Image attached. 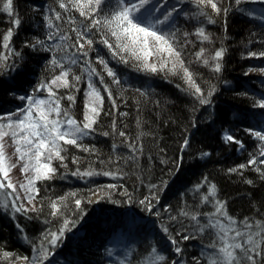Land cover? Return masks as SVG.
<instances>
[{
	"label": "trees",
	"instance_id": "obj_1",
	"mask_svg": "<svg viewBox=\"0 0 264 264\" xmlns=\"http://www.w3.org/2000/svg\"><path fill=\"white\" fill-rule=\"evenodd\" d=\"M109 2L114 4L115 0ZM153 2L160 6L153 19L161 16L165 9L171 11V6L175 5L172 19L160 27L166 34L174 33L179 44L191 41L184 48L183 59L205 94L215 89L210 97L211 103L200 104L190 92L184 90L187 85L179 76L138 71L132 61L120 63L104 45L98 43L97 36L95 51L90 52L89 57L92 66L103 75L104 84L112 92V99L107 96L99 78L91 76L104 97L103 110L94 125L96 130L78 143L94 151L86 152L73 145H63L61 155L65 156L63 165L67 167L57 160L54 178L37 184V208L41 210L26 215L17 214L15 222L0 211V247L13 253L14 257L28 256L31 260L37 256L43 234L49 229L57 231L63 218L67 217L76 221V226L65 232L63 241L54 248L45 242V247L56 253L55 264H150V250L153 247L170 261L173 254L167 247L173 246L168 234L163 231L164 227L173 236L180 231L192 237L181 244L185 264H197V258L199 264H206L200 249L214 240V232L210 228L198 231L199 226L181 213L199 212L201 224L207 222L204 214L209 212V203H203L201 197L206 194L209 184L216 186L217 198L227 202V213L238 222L244 218L264 219V180L259 173L248 169L241 176L227 171L245 163L250 155L258 156L260 147L264 146L263 142L244 131H264V108L257 106L264 100V73L259 71L264 67V58L248 56L251 51L264 50V5L254 0H244L239 6L244 11H238L233 5L226 24L220 17H214L216 24H208L204 17L198 15L199 10L193 0ZM14 9L20 13L22 20L18 34L13 37V45L20 52V57H14L19 59L15 70L0 67V114L21 106L23 102L16 99L33 91L41 81L47 82L59 73L58 68L49 65L52 53L25 47L26 41L45 39L44 15H54L52 9L65 15L58 8V0H14ZM71 15L76 17L78 24L87 23L78 13ZM8 26L7 14L0 12V33L6 31ZM200 26L212 35L213 43L201 44L192 35ZM63 27L66 30L68 25L63 24ZM184 33L189 35L185 37ZM46 43L54 45L57 41ZM221 46L227 52L220 72L196 62L194 54L200 47L209 49L205 54L207 56ZM55 55L62 59L64 54L60 52ZM98 56L108 61L120 80L119 84L113 83L112 78L102 72V66L96 62ZM82 60L80 58L77 65L72 66L73 73L82 77L76 84L79 90H57L59 95L65 97L61 100L62 107L78 119L84 109L89 80ZM3 63L0 60V65ZM8 63L10 65L11 61ZM68 95L75 96V103L66 99ZM112 100H115V107ZM224 130L233 133L244 143L242 151L237 145L227 144L221 139ZM119 131L126 133L127 141L134 144L137 151L127 146L125 138L118 135ZM104 132L110 134L104 136ZM186 137L189 147L182 148ZM113 145L117 147L113 148ZM73 160L77 162L73 163ZM77 169L81 172L90 169L98 173L108 171L116 175H72ZM205 178L208 183L197 191L196 186ZM247 179L254 183L246 184ZM109 185L116 187L109 188ZM153 185L156 187L153 188ZM163 185H168L166 192H162ZM96 192H103V196L96 204H91L89 201ZM71 193L76 195L71 196ZM153 195L156 199H152ZM60 197H68L61 205L63 216L53 217L49 215L50 201ZM76 199L82 201L79 209L75 204ZM142 200L144 204L140 203ZM154 205L157 208L151 216L149 210ZM96 211H111L112 214L100 217L94 227L86 228L89 240L84 244L83 240L72 235L77 233L82 222H89ZM18 224L23 232L17 227ZM0 264L8 262L0 259Z\"/></svg>",
	"mask_w": 264,
	"mask_h": 264
},
{
	"label": "snow or ice",
	"instance_id": "obj_2",
	"mask_svg": "<svg viewBox=\"0 0 264 264\" xmlns=\"http://www.w3.org/2000/svg\"><path fill=\"white\" fill-rule=\"evenodd\" d=\"M193 2L199 10L198 15L204 17L208 24L217 23L214 17L223 18L226 24V18L233 5L238 11H244L239 7L244 0H193ZM0 4H2L0 12L7 14L9 24L6 31L0 33V60L4 61L0 67L15 70L18 67L19 59H14V57L19 58L20 52L13 45V37L18 34L22 20L20 13L14 9V0H0ZM58 8L63 10L65 15L52 9L54 15L43 16L44 27L47 30L45 39L35 38L33 41H26L25 47L34 51L52 53L49 65L52 68H58L59 73L53 75L47 82L41 81L32 94L19 97L21 101H26V107L0 116V190H4L8 196L14 197L11 200L13 211L25 215L28 212L41 210L34 203L39 195V189L35 185L37 181L53 178L57 169L52 166V161L59 160L62 166L67 167L63 165L65 156L61 155L64 151L63 145H73L86 152L94 151V149H89L78 143L83 137L96 130L94 125L97 124L103 110L104 97L92 82L91 76L99 78V83L104 85L107 96L112 99V92L104 84L103 75L92 66V60L89 57V53L95 51L97 36L99 37L98 43L104 45L110 55L118 59L120 63L128 64L132 61L138 71L153 74L165 72L172 76H179L187 85L184 90L190 92L202 105L211 103L210 97L215 91L213 88L205 94L196 83L195 74L185 65L183 51L187 47V43H191V41L179 44L174 33L166 34L160 27L168 24L172 19V12L176 11L175 5L171 6V11L165 9L161 16H157L155 19H153V14L160 11V6L153 0H115L114 4L109 0H58ZM73 12L78 13L79 17L84 18L87 23L78 24L76 17L71 15ZM57 22L67 24L68 28L65 30L63 24ZM188 35L189 33H184L185 37ZM192 35L201 44L213 43L212 35L203 26L196 28ZM46 41H57V43L50 45ZM60 52L64 54L62 59H58L55 55ZM208 52L209 49L200 47L199 51L194 54L196 62H200L204 66H211L213 71L220 72L227 49L221 46L206 56L205 54ZM248 56L257 59L264 58V50L251 51ZM80 58H83L82 64L85 65L83 70L88 72L89 80L88 91L85 94L83 120L77 121L67 109L62 107L61 100L65 97L59 95L57 90L60 88L79 90L76 84L81 81L82 77L73 73L72 66L77 65ZM8 61H11L10 65ZM96 62L102 66V72L112 78L113 83H120L116 72L109 67L107 60L98 56ZM259 71L264 73V67ZM37 92H46L47 96L38 98L35 94ZM66 99L75 103L74 95H68ZM112 105L115 107V100H112ZM257 106L264 108V100L260 101ZM121 115L127 114L121 113ZM115 130V124H113V131ZM244 131L258 141L264 142V131L252 129ZM109 134V132L103 133L104 136ZM118 135L125 138L124 142L129 148H132L133 151L138 150L134 144L127 141L124 131H119ZM221 139L227 144L237 145L240 149L245 147L244 143L228 130L222 132ZM8 140L11 141V145L8 144ZM10 146H14L12 156L16 157V163H12V156H9L7 152V148ZM116 147L117 145H113V148ZM187 147H189V141L186 137L182 148ZM203 155L208 154L203 153ZM261 157H264V146L260 147L258 156L250 155L245 163H240L227 171L242 176L245 170L253 169L264 180V167H261L264 166V159ZM76 162L73 160V163ZM18 165H20L21 173L25 176V182L19 183L17 186L10 177V172ZM100 174L116 175L108 171L98 173L91 169L83 172L77 169L72 173L79 177ZM206 183H208L207 178L196 186V190L199 191ZM245 183L252 185L254 181L247 179ZM18 187L23 190V195L18 191ZM108 187L115 188L116 185ZM9 189L11 192L7 191ZM70 195L75 196L76 193ZM217 195L216 186L209 184L206 194L201 197L203 203L211 204L214 209L213 212L204 214L208 217L206 223L201 224L198 219L201 215L199 212L182 211L181 213L185 217H190L195 225L199 226L198 231L203 232L206 228L214 230L215 239L206 246L207 249H210L207 252L206 264H264V219L249 220L244 218L238 222L234 217L228 215L227 202L217 198ZM67 198L60 197L58 200L50 201L51 212L49 215L63 216L61 205ZM152 199H156V196L153 195ZM25 201L30 207L26 206ZM140 203L144 204L145 201L142 200ZM75 204L79 209L82 201L76 199ZM4 207L7 208L8 205L5 204ZM171 219L175 220L176 217H171ZM75 226L76 221L64 217L57 231L49 229L43 234L42 241L38 246L39 254L31 260L28 256L14 257L13 253L2 247H0V259L7 261L8 264H44V261L52 255L50 249L45 247V242L54 248L63 241L65 232L71 231ZM17 227L20 228V225L18 224ZM20 230L23 232L22 228ZM163 231L168 234L169 242L173 246L174 258L169 261L165 255L160 254L153 247L150 250V264H185L184 249L181 244L192 237L182 234L180 231H177L173 236L169 234L167 227H164ZM25 238L27 239V237ZM197 264H199L198 258Z\"/></svg>",
	"mask_w": 264,
	"mask_h": 264
},
{
	"label": "rangeland",
	"instance_id": "obj_3",
	"mask_svg": "<svg viewBox=\"0 0 264 264\" xmlns=\"http://www.w3.org/2000/svg\"><path fill=\"white\" fill-rule=\"evenodd\" d=\"M255 2H257V3H261V4H263L264 5V0H254ZM253 72H255V71H252V73ZM35 85V84H34ZM37 87V86H36ZM35 89V88H34ZM88 91V89L86 90V92ZM33 93V91H31V92H29V93H27L25 96H27V95H30V94H32ZM36 94V96L38 97V98H42V97H46L47 96V93L46 92H37V93H35ZM86 94V93H85ZM16 101L17 102H19V101H21L19 98L18 99H16ZM23 103H22V105L21 106H17V107H13L10 111H8L7 113L5 112V113H3V114H0V116H2V115H5V114H8V113H12V112H15V111H17V110H19L21 107H26V101H22ZM85 103H86V98H85ZM84 111H85V108L83 109V112H82V116L78 119V118H75V117H73V118H75L77 121H82L83 120V114H84ZM13 119H15V117H13ZM262 125H264V121L262 122ZM254 131H257V130H254ZM254 139H256L255 137H253ZM257 140V139H256ZM8 144L9 145H11V141L10 140H8ZM263 145H264V142H263ZM13 151H14V146H10V147H8L7 148V152H8V154H9V156H12V153H13ZM239 151H242V149H240L239 148ZM62 154V153H61ZM261 159H264V157H261ZM56 161L57 160H53L52 161V166L53 167H55L56 168V166H55V164H56ZM12 163H16V157L15 156H12ZM22 163V162H21ZM29 175H31V173H29ZM56 175V173L54 174V176ZM54 176H53V178H54ZM10 177L12 178V180H13V182L14 183H16L17 184V186L19 185V183H22V182H25V176H24V174H22L21 173V171H20V165H18L16 168H14L11 172H10ZM41 181H44V180H41ZM38 182L39 181H37L36 182V187L38 188V186H37V184H38ZM167 187H168V185H163L162 186V192H166V189H167ZM8 192H11V190L9 189V190H7ZM18 191L21 193V195H23V190L22 189H19V187H18ZM103 196V192H96V195H92V197H91V204H93V203H97L98 201H100V199H101V197ZM14 197L13 196H8V195H6V193H5V191L4 190H0V211H2V213H4V214H7V215H9V218L10 219H13L14 220V222L16 221V215L18 214H20V213H15L14 211H13V209H12V206H11V200L13 199ZM34 203H35V205H36V207H37V205H38V197H36V200L34 201ZM5 204H7L8 205V207L7 208H5L4 207V205ZM25 204H26V206H29L30 207V205H27V202L25 201ZM209 206V209H208V213H211V212H213L214 211V209H213V207H212V205L211 204H208ZM156 205H154L150 210H149V214L152 216L153 215V213H154V211L156 210ZM129 210H130V208H129ZM154 210V211H153ZM152 211H153V213H152ZM97 212V211H96ZM95 212V213H96ZM112 213H111V211H102V212H97L95 215H94V217L91 219V220H89V223L88 222H82L81 223V225H80V231H85L86 230V228H88L89 226H91V227H94L97 223H98V221H99V219L98 220H96V222H93V221H95V219H97V218H99V217H103L104 215H107V216H109V215H111ZM229 215V214H228ZM207 218V220H208V217H206ZM146 219V221L148 220V218L146 217L145 218ZM86 223H88V224H86ZM180 227V226H179ZM21 228V227H20ZM83 231V232H84ZM213 232H214V230H213ZM79 233V232H78ZM85 233H86V236H88V231L86 230L85 231ZM77 235V233L76 234H73L72 236L75 238V236ZM213 237H214V239H215V236H214V233H213ZM83 240V243L85 244V243H87L88 242V238L86 237V238H84V239H82ZM207 246V245H206ZM206 246H203L200 250V253L202 254V256L206 259V256H207V252L208 251H210V249H207L206 248ZM168 248V250H170V253H172L173 254V258H174V253H173V251H172V248H170V247H167ZM169 253V254H170ZM55 254L56 253H52V255L49 257V259L48 260H46V261H44V264H47V262H49V263H51V264H55V262H54V260H55ZM161 254V253H160Z\"/></svg>",
	"mask_w": 264,
	"mask_h": 264
},
{
	"label": "bare ground",
	"instance_id": "obj_4",
	"mask_svg": "<svg viewBox=\"0 0 264 264\" xmlns=\"http://www.w3.org/2000/svg\"><path fill=\"white\" fill-rule=\"evenodd\" d=\"M20 214H24V213H20ZM139 219H140V218H139ZM83 231H84V230H83ZM83 231H80V228H79L78 231H77V234H78V232H80V233H79V235L75 236V238H76V239H79V240H82V239L88 237V236H86L85 231H84V232H83Z\"/></svg>",
	"mask_w": 264,
	"mask_h": 264
},
{
	"label": "water",
	"instance_id": "obj_5",
	"mask_svg": "<svg viewBox=\"0 0 264 264\" xmlns=\"http://www.w3.org/2000/svg\"><path fill=\"white\" fill-rule=\"evenodd\" d=\"M99 218H100V217H99ZM99 218L95 219V221H93V222H96V220H98ZM88 223H89V222H88ZM88 223H86V224H88ZM79 233H80V232H79ZM79 233H78L77 235H79ZM77 235H76V236H77Z\"/></svg>",
	"mask_w": 264,
	"mask_h": 264
}]
</instances>
